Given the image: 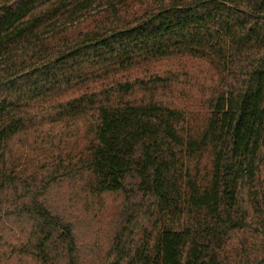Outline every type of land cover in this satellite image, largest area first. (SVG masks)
Returning a JSON list of instances; mask_svg holds the SVG:
<instances>
[{
    "label": "trees",
    "instance_id": "16d2710c",
    "mask_svg": "<svg viewBox=\"0 0 264 264\" xmlns=\"http://www.w3.org/2000/svg\"><path fill=\"white\" fill-rule=\"evenodd\" d=\"M130 4L0 0V192L22 184L32 222L0 227V264H81L74 223L23 181L37 156L116 203L93 264H264V0Z\"/></svg>",
    "mask_w": 264,
    "mask_h": 264
},
{
    "label": "rangeland",
    "instance_id": "374dc122",
    "mask_svg": "<svg viewBox=\"0 0 264 264\" xmlns=\"http://www.w3.org/2000/svg\"><path fill=\"white\" fill-rule=\"evenodd\" d=\"M147 1L142 4L138 0H131L130 6L133 5V8L129 12V16L143 13ZM87 24L82 23L76 27L84 30ZM171 66L176 71L180 70L177 62L169 61L158 64V69L162 71ZM169 98L188 105L191 104L180 93H172ZM85 146L86 141L78 139L71 151L60 157L66 160L68 158L75 159V155L80 154ZM57 159H59L58 156H37L31 159L32 161L25 168L23 181L33 188H38L36 191L40 192L39 199L43 203H46L53 211L60 213L61 216H65L74 223L77 241L80 245L81 264L98 263L110 245L111 231L108 218L116 203L113 202L107 206V210L102 209L100 211L94 205L87 203L83 196L79 195L74 189L71 184V177H68L66 173L56 177L51 175L53 170L58 169L61 171L64 166L63 164L58 165ZM55 161L56 165L52 166ZM22 192H24L22 184L18 190L11 189L0 192V227L5 228L7 226L12 228L13 231H18V229L32 224L26 215L18 213L16 207L17 199L14 195L19 197Z\"/></svg>",
    "mask_w": 264,
    "mask_h": 264
}]
</instances>
